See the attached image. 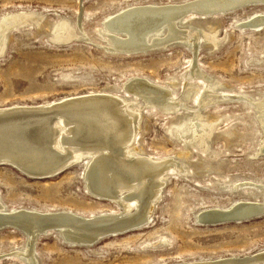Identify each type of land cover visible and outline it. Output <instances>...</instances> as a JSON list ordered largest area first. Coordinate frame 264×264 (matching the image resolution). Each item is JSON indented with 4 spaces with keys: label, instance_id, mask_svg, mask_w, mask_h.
Listing matches in <instances>:
<instances>
[{
    "label": "rangeland",
    "instance_id": "374dc122",
    "mask_svg": "<svg viewBox=\"0 0 264 264\" xmlns=\"http://www.w3.org/2000/svg\"><path fill=\"white\" fill-rule=\"evenodd\" d=\"M188 1L0 0V17L17 11L32 14L5 38L0 107L42 104L88 92L112 91L132 98L124 90L131 77L148 78L180 96L187 83L205 88L189 75L193 63L218 81L216 89L222 96L201 109L204 119L213 121L201 145L192 129L182 134L178 128L186 111L167 114L158 107H143L135 144L150 156L182 161L187 171L169 173L148 221L139 228L92 244L65 240L53 229L37 234L31 243L37 264H178L264 251V212L239 220L198 218L209 208L264 198V188L239 184H264V153L258 154L263 130L255 106L264 101V25L245 24L251 14L264 13V2L180 22L198 33L194 53L175 43L144 53L116 54L106 49V39L98 31L105 18L128 6ZM61 25L76 34L65 42L51 38L53 28ZM186 104L195 106V98ZM85 162L52 177H30L1 164L0 203L8 211H70L86 217L118 212L115 202L87 190ZM14 227L0 228V264H28L18 253L27 236Z\"/></svg>",
    "mask_w": 264,
    "mask_h": 264
},
{
    "label": "bare ground",
    "instance_id": "6f19581e",
    "mask_svg": "<svg viewBox=\"0 0 264 264\" xmlns=\"http://www.w3.org/2000/svg\"><path fill=\"white\" fill-rule=\"evenodd\" d=\"M245 2L247 0H191L181 4L131 5L105 18L98 31L106 39V49L116 54L144 53L175 43L189 46L194 53L198 33L180 26V22L251 4H241ZM31 18V13L23 11L0 17V53L7 33L23 26ZM245 24L260 28L264 25V13L251 14ZM53 29L51 38L57 41L65 42L76 34L66 25ZM205 34L213 40L210 33ZM189 75L203 82L205 88L186 82L182 94L175 96L170 88L148 78L131 77L124 90L132 98L112 91L88 92L42 104L0 107V165H11L30 177H52L76 162L86 161L84 180L87 190L96 198L110 200L120 207L113 214L86 217L70 211H8L0 203V228L14 225L27 236L23 250L18 253L26 257L28 264H37L31 241L37 234L53 229L51 227H56L60 233H55L65 240L92 244L104 236L139 228L148 221L149 213L161 195L165 178L171 171L186 172L187 168L175 158L150 156L135 144L141 109L158 107L167 114L186 111L187 118H182L178 128L182 134L192 129L197 144L201 145L213 126V121L204 119L201 109L222 98L216 89L218 81L196 64L191 66ZM198 91L201 94L196 98ZM189 98H195V106H187ZM255 106L263 130L260 154L264 153V101L256 102ZM239 184L264 188V184L253 182ZM263 212L264 198L258 200L255 197L253 200H239L229 207L203 210L198 218L204 222L239 220L259 216ZM241 258L264 262V251L244 257L178 264H233Z\"/></svg>",
    "mask_w": 264,
    "mask_h": 264
},
{
    "label": "water",
    "instance_id": "95a60500",
    "mask_svg": "<svg viewBox=\"0 0 264 264\" xmlns=\"http://www.w3.org/2000/svg\"><path fill=\"white\" fill-rule=\"evenodd\" d=\"M261 2H264V0H247V2L241 3V4H247V3L255 4V3H261ZM51 228H53V230H55V232L60 233V231L56 227H51ZM32 241H31V243H32ZM242 259H246V258H241L240 260H236L233 264H254L256 262H259V259H255V260L254 259L253 260H248V259L242 260Z\"/></svg>",
    "mask_w": 264,
    "mask_h": 264
}]
</instances>
